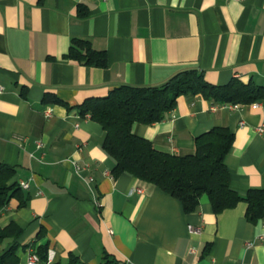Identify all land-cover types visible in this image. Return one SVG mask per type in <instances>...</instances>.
<instances>
[{
	"label": "crops",
	"instance_id": "0c3cea01",
	"mask_svg": "<svg viewBox=\"0 0 264 264\" xmlns=\"http://www.w3.org/2000/svg\"><path fill=\"white\" fill-rule=\"evenodd\" d=\"M73 37L104 50L107 65L64 57ZM191 67L211 83L264 84V0H0V161L29 182L22 206L11 197L0 209V227H23L22 264L27 247L43 243L52 264L70 254L76 264H104L105 255L113 264H264V215L248 219L244 199L214 212L206 194L185 212L153 183L113 175L103 127L80 112L116 85L160 84ZM217 125L234 135L224 156L231 188H264V101L179 95L162 120L132 130L184 155Z\"/></svg>",
	"mask_w": 264,
	"mask_h": 264
},
{
	"label": "trees",
	"instance_id": "16d2710c",
	"mask_svg": "<svg viewBox=\"0 0 264 264\" xmlns=\"http://www.w3.org/2000/svg\"><path fill=\"white\" fill-rule=\"evenodd\" d=\"M84 14L85 11L79 10V15ZM64 57L85 64L107 65L105 51L94 49L87 39L79 37L71 39ZM196 94L220 104L251 103L264 101V84L235 77L222 84L211 83L201 70L191 67L175 72L160 84L116 85L106 95L88 97L78 106L81 113H87L103 127L102 146L114 159L113 175L127 172L153 183L177 198L185 212L197 208L202 194L208 196L214 212L244 199L246 216L255 221L264 215V188H250L244 196L231 188L230 173L224 163L234 136L228 127L217 125L197 134L193 152L184 155L159 150L132 130L135 122L149 124L162 120L173 109L179 95ZM43 99L62 102L52 93H46ZM14 177V166L0 161V209L11 197H17L20 206L25 203L22 187ZM22 232L23 227L14 221L0 227V245L5 238L11 239L7 246L0 247V264H22L18 254ZM32 245L44 262L47 243ZM105 259L104 264H113L108 255ZM76 263L77 257L70 254L63 264Z\"/></svg>",
	"mask_w": 264,
	"mask_h": 264
},
{
	"label": "built area",
	"instance_id": "2783aa9c",
	"mask_svg": "<svg viewBox=\"0 0 264 264\" xmlns=\"http://www.w3.org/2000/svg\"><path fill=\"white\" fill-rule=\"evenodd\" d=\"M222 104H224V105L225 104H230L232 106H237L238 105V103H222ZM251 104H253L254 106H257V105L261 104V101H253V102H251ZM44 114L46 116H49L50 115V107H47L45 109ZM257 129L259 131H261L262 130V125L258 126ZM37 146H41V144L40 143H37ZM18 183H19V185L22 188H28V186H29V182L27 180H20ZM190 228H191V226H190ZM109 232H112V230L109 229ZM24 264H52V255L49 252H47L46 260L43 262V261H41L40 256L36 252V250L33 247V245H29L27 247L26 257H25Z\"/></svg>",
	"mask_w": 264,
	"mask_h": 264
},
{
	"label": "rangeland",
	"instance_id": "374dc122",
	"mask_svg": "<svg viewBox=\"0 0 264 264\" xmlns=\"http://www.w3.org/2000/svg\"><path fill=\"white\" fill-rule=\"evenodd\" d=\"M20 254H21V252H20Z\"/></svg>",
	"mask_w": 264,
	"mask_h": 264
}]
</instances>
